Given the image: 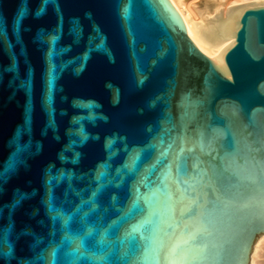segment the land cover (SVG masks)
I'll return each mask as SVG.
<instances>
[{"label": "water", "instance_id": "water-1", "mask_svg": "<svg viewBox=\"0 0 264 264\" xmlns=\"http://www.w3.org/2000/svg\"><path fill=\"white\" fill-rule=\"evenodd\" d=\"M41 3L0 0V264H249L264 4L199 29L217 65L168 0Z\"/></svg>", "mask_w": 264, "mask_h": 264}, {"label": "bare ground", "instance_id": "bare-ground-1", "mask_svg": "<svg viewBox=\"0 0 264 264\" xmlns=\"http://www.w3.org/2000/svg\"><path fill=\"white\" fill-rule=\"evenodd\" d=\"M180 16L188 38L196 48L217 65L226 49L233 44V39L210 46L199 29L220 11L253 4H264V0H168ZM249 264H264V236L254 244V257Z\"/></svg>", "mask_w": 264, "mask_h": 264}, {"label": "snow or ice", "instance_id": "snow-or-ice-1", "mask_svg": "<svg viewBox=\"0 0 264 264\" xmlns=\"http://www.w3.org/2000/svg\"><path fill=\"white\" fill-rule=\"evenodd\" d=\"M47 3H48V0H42V3H41V5L39 6V8H38V10H37V15H39V16H43V15L45 14V12H46V7H47ZM22 19H23V18H21V27H22ZM41 35L43 36L44 34H41ZM50 35H51V37L53 38V39H50V40H49V45H50V47H51L52 44L54 43V41L59 39V32L52 33V34H50ZM50 83H51V80H50ZM24 198H25V197H24L22 194H18L17 197H16V200H15L16 205L18 206L19 203H20ZM3 227H8V225L6 224V225H3V226H0V230H2ZM13 227H14V225H13Z\"/></svg>", "mask_w": 264, "mask_h": 264}]
</instances>
